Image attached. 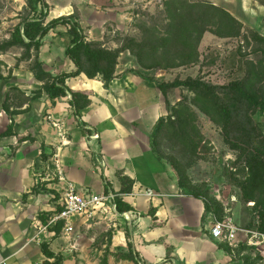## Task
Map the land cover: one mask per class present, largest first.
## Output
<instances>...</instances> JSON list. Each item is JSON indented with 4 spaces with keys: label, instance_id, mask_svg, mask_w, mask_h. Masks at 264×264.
<instances>
[{
    "label": "crops",
    "instance_id": "1",
    "mask_svg": "<svg viewBox=\"0 0 264 264\" xmlns=\"http://www.w3.org/2000/svg\"><path fill=\"white\" fill-rule=\"evenodd\" d=\"M57 1L64 4L51 9L62 8L52 19L73 9L66 0ZM79 24L87 27L83 33L88 41L105 40L104 21L88 25L80 19ZM57 33L51 32L56 38L43 39L39 53L53 75L75 69L64 54L70 39ZM118 61L107 87L99 77L85 74L66 79L69 89L89 93L90 104L80 112L68 94L52 100L42 91L16 107L12 118L0 113V264H43V241L56 252L62 233L53 237L50 230L37 237L33 227L42 212L48 215L59 206L62 184L49 174L56 156L65 178L79 189L115 193L134 208L115 219L113 240L128 247L125 228L132 225L130 240L140 264H260L255 254L248 259L245 252L211 235L214 214L203 199L179 187L171 165L152 149L154 127L167 113L161 90L145 78L129 51L121 52ZM30 78L16 83L30 90L27 96L42 85L33 73ZM11 122L13 134L2 136ZM119 175L134 181L131 191L120 193ZM148 189L154 194L148 195Z\"/></svg>",
    "mask_w": 264,
    "mask_h": 264
},
{
    "label": "rangeland",
    "instance_id": "2",
    "mask_svg": "<svg viewBox=\"0 0 264 264\" xmlns=\"http://www.w3.org/2000/svg\"><path fill=\"white\" fill-rule=\"evenodd\" d=\"M168 1L66 0L65 3L72 6L71 13L76 10L79 22L80 19L88 25L94 20L105 22L102 41L108 42V47L113 48L111 43L117 47L131 43L145 65L140 71L153 84L192 77L214 85L241 83L264 96V68L259 62L264 57V43L256 39L264 37V0H182L181 3L191 8L184 17L171 16L166 6ZM58 2L46 0V22L59 11L50 12L53 7L63 6L64 3L58 5ZM209 3L226 10L239 22L234 31H239L238 34H219L230 32L231 26L222 22V14L203 15L200 5ZM37 6L40 12L42 5ZM31 13L27 0H0V44L10 39L14 27ZM80 29L85 33L87 27L82 29L80 25ZM58 31L62 34L63 27L49 31L46 38H52L51 32ZM200 31L202 35L198 38ZM23 53L17 46L0 53V73L5 76L0 81V102L14 111L25 104L26 93L30 91L16 83L32 79L33 58L22 56ZM166 97L171 120L186 121L182 125L166 124L158 134L157 145L161 158L171 165L178 181L182 177L185 182L183 191L198 193L210 205L215 220L231 217L241 226L256 225L254 202L264 194V178L257 183H252L251 178L258 167H264L255 155L256 148H264V113L248 111L252 119L248 122L244 118L245 106L234 105L238 112L232 139L228 141L222 117L209 104L198 100L192 90L172 88ZM238 184L249 186L252 200L246 199ZM115 226V219L111 218L88 224L77 220L73 233L59 237L54 246L63 256L62 264H137L127 247L121 250L115 245ZM238 249L248 259L255 254L253 248L243 243ZM255 258L263 264L261 255L255 254Z\"/></svg>",
    "mask_w": 264,
    "mask_h": 264
},
{
    "label": "trees",
    "instance_id": "3",
    "mask_svg": "<svg viewBox=\"0 0 264 264\" xmlns=\"http://www.w3.org/2000/svg\"><path fill=\"white\" fill-rule=\"evenodd\" d=\"M182 0H170L167 3V8L170 9L171 16L184 17L186 15L185 11L188 8L185 4L181 3ZM29 6H31V15L25 18L21 23L16 25L11 33V37L8 40L3 41L0 44V53L3 50H7L11 47H20L24 50L22 56H26L29 59L33 58L32 66L30 68L31 73H33L35 79L42 82V85L34 90L32 96L26 97L25 102L33 100L34 98L40 97L42 91L47 93L52 100L67 96L69 92L72 96L71 101L74 103L75 109L77 112H80L90 104L89 93L82 92L78 90L69 89L66 85V79L70 77H77L81 74H85L89 79L99 77L104 86L107 87L115 77L116 69L119 64V56L123 51H129L132 56L138 61L139 66L144 69L145 65L143 60L140 58V53L136 51L133 45L122 44L120 47L111 48L108 47L105 42L91 40L88 41L86 36L80 29L79 21L77 20L76 10L70 14H63L57 18H53L50 21L46 22L48 13L46 12L48 5L46 0H27ZM37 4L42 5L40 12L38 11ZM190 7V6H189ZM200 9H203V15L208 14H222L221 20L224 24H227L230 27V32H220L221 36H234L238 32L234 33L237 29L239 22H237L226 10L212 4H201ZM193 9V8H192ZM178 18V17H176ZM182 19V18H181ZM63 27L62 33L66 34L70 39L69 44L65 46L64 54L65 57L70 59L75 65V69L70 72H63L62 74L53 75L50 71L46 70L43 61L39 58L40 47L43 45V39L48 35L49 31L54 30L58 27ZM232 29V30H231ZM191 33L188 34V39L191 38ZM202 31L199 33L200 38ZM259 41L264 43V37L257 36ZM263 50V49H262ZM264 53V50H263ZM264 56V55H263ZM260 65L264 68V57L259 61ZM149 69L148 67H146ZM4 75L0 73V81L4 79ZM155 86L161 90L166 104V118L164 116L160 117L157 124L154 127L152 132V149H155L158 156L159 148L157 145V137L161 130L166 124L168 125H182L186 120L180 119V121L171 120V113L169 112V102L166 97L167 92L172 88L185 87L189 90H192L202 102L209 104L210 107H213L222 117L224 121V130L226 139L231 140V131L235 127V119L237 118L236 112H238L237 107L234 105L243 104L245 106V119H248V122H252L250 116H248V111L252 110L255 112L259 110L261 113H264V96L254 90H250L247 86L242 85L241 83H234L229 85H214L200 78L187 77L185 79H175L172 82H160L155 84ZM223 95H220V93ZM232 91V94H228ZM197 106L203 108L201 105ZM19 106H22L21 104ZM185 107H188L185 105ZM4 111L9 115L10 118L17 113V111L10 110L8 106L0 102V113ZM175 112V111H174ZM177 112V111H176ZM252 112V113H253ZM12 121V119H11ZM13 134V124L9 123L6 131L2 133V136ZM255 155L262 160L264 165V148H256ZM262 157V158H261ZM254 175L251 178V182L257 183L258 181L264 178V167H258L257 171L253 173ZM119 179L122 184V189L120 193L124 194L131 191L134 181L127 176L119 175ZM178 185L180 188L185 189V182L182 177L179 178ZM245 195L247 200H252V193L249 190L247 184H238ZM191 195L201 198L198 193H192ZM116 209L122 215H125L127 212L134 211V208L123 198L116 195L115 198ZM205 202V201H204ZM207 211L213 213L210 205L205 202ZM255 213L258 217V222L256 225L251 226L247 225L246 227L250 228H259L264 229V194L254 202ZM58 206L57 210H60ZM218 211V209H217ZM42 212L40 217L43 218V221L46 222L48 217L52 215ZM150 213L154 216V212L151 209ZM63 223L59 222L57 225L50 227L51 231H54L55 234L53 237H57L59 233L62 232ZM245 227V226H243ZM125 236L128 239L129 256L132 259L136 260L137 264H140L141 260L138 253L133 249V242L130 240V230L129 227L125 228ZM42 251L46 256V259L43 261V264H62L63 256L60 253L54 252L50 247L49 241H43L41 243ZM121 250L125 248L119 247ZM144 264V262L142 263Z\"/></svg>",
    "mask_w": 264,
    "mask_h": 264
},
{
    "label": "built area",
    "instance_id": "4",
    "mask_svg": "<svg viewBox=\"0 0 264 264\" xmlns=\"http://www.w3.org/2000/svg\"><path fill=\"white\" fill-rule=\"evenodd\" d=\"M67 93L71 98V94ZM64 173L59 157H54L53 167L49 168V174L52 180H57L62 184L58 200L61 208L60 210L56 208L46 223L40 218L35 219L33 227L37 231V237L50 231V227L59 222L63 223L62 235L69 237L74 231L77 220L88 224L100 218L116 219L121 215L116 209L115 193L83 191L75 183L67 180ZM146 193L153 195L154 191L148 189ZM211 235L227 242L234 248H238L243 243L245 246L253 248L255 254L261 255L264 259V229L243 227L237 224L233 218L227 217L215 220Z\"/></svg>",
    "mask_w": 264,
    "mask_h": 264
},
{
    "label": "water",
    "instance_id": "5",
    "mask_svg": "<svg viewBox=\"0 0 264 264\" xmlns=\"http://www.w3.org/2000/svg\"><path fill=\"white\" fill-rule=\"evenodd\" d=\"M129 230H130V234H132L133 233L132 225H130Z\"/></svg>",
    "mask_w": 264,
    "mask_h": 264
}]
</instances>
